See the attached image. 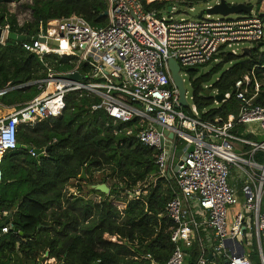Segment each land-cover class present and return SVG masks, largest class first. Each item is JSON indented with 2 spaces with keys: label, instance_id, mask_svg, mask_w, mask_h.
Here are the masks:
<instances>
[{
  "label": "built area",
  "instance_id": "built-area-1",
  "mask_svg": "<svg viewBox=\"0 0 264 264\" xmlns=\"http://www.w3.org/2000/svg\"><path fill=\"white\" fill-rule=\"evenodd\" d=\"M105 1V26L92 27L82 16L72 14L48 20L35 39L23 41L24 49L37 53L46 71L33 83L9 84L0 90L29 84H36L38 90L22 104L9 108L0 104L5 108L0 113V182L3 156L17 147L20 125L34 126L61 115L69 92L95 96L99 102L91 108H102L114 122L138 120L141 129L136 138L158 151L157 172L174 189L165 205L173 244L165 264H264V161L255 158V151L264 152V141L243 136L256 135L251 126L264 133V107L253 104L260 85L244 75L235 82L240 102L237 115L203 121L194 104L190 113L177 107L178 90L167 64L173 58L181 71L218 62L221 52L240 54V44L264 39V20L259 15L264 8L236 18L175 20L170 15L158 19L159 11H145L139 0ZM150 21L162 28L160 33L152 31ZM0 27V44H4L9 26ZM49 55L68 57L72 67L55 69L45 61ZM229 98L230 93H225L222 101ZM190 145L192 150L178 163L176 152ZM139 192L135 190L136 195ZM8 231V225L0 226V238ZM107 239L116 241L113 236ZM245 243L254 245L256 262L251 259L253 253L245 252ZM146 258L149 264H158L150 254Z\"/></svg>",
  "mask_w": 264,
  "mask_h": 264
},
{
  "label": "trees",
  "instance_id": "trees-1",
  "mask_svg": "<svg viewBox=\"0 0 264 264\" xmlns=\"http://www.w3.org/2000/svg\"><path fill=\"white\" fill-rule=\"evenodd\" d=\"M16 1L0 0V25L7 24L10 33L17 35L33 37L48 20L72 14L82 16L92 27L108 22L101 16L108 7L105 0H25L18 3L17 11H28L30 18L20 24L8 7ZM174 1L139 0L145 11L167 10ZM262 12L259 15L264 20ZM253 43L243 56L219 53V62L204 75L194 77L196 67L188 72L192 104L201 120L213 122L237 115L240 102L235 97V82L244 75H250L253 84L259 83L253 104L264 107V39ZM22 44L9 37L0 44V90L11 82L16 86L45 76L37 53L25 50ZM45 61L60 71L72 67L68 57L49 55ZM213 92L230 93V98L216 103ZM37 94L36 84L13 88L0 92V104H22ZM64 100L65 108L58 117L45 118L34 126L20 125L16 139L21 147L3 156L0 223L9 219V231L0 238V264H38L45 253L57 264H149L147 254L165 264L173 249L172 222L165 216V205L174 189L157 172L158 151L136 138L141 129L137 119L114 122L102 108L93 110L97 97L73 91ZM180 109L190 113L189 107ZM126 129L131 132L127 134ZM243 136L264 141L252 134ZM26 146L49 149L44 158L37 159ZM255 158L262 163L264 152L255 151ZM94 171L102 172L97 184L109 187L104 195L88 185L87 193L98 194V200L87 198L80 183L89 181ZM71 180L78 181V195L64 191ZM111 236L116 241L107 239ZM190 251L195 254L196 250ZM253 257L257 259V255Z\"/></svg>",
  "mask_w": 264,
  "mask_h": 264
},
{
  "label": "rangeland",
  "instance_id": "rangeland-1",
  "mask_svg": "<svg viewBox=\"0 0 264 264\" xmlns=\"http://www.w3.org/2000/svg\"><path fill=\"white\" fill-rule=\"evenodd\" d=\"M25 0H19L16 2H11L8 7H9V11L10 12H15L17 14V20L20 24H22V22H24L25 20L30 18L29 12L28 11H17V5L19 2H23ZM182 1L185 0H175L174 2H172V11L168 12L167 10H160L159 14L157 16L158 19H162V18H166L168 15H170L172 17V19L175 20H180V19H186V20H192V19H197V16L199 14L200 11H204V13L202 14L201 18H209V19H215V18H219L222 17L219 14H214V15H208L205 12V9L213 6L216 3H219L220 0H206L203 2H195L192 3L191 5H187L185 3H183ZM226 4L228 5H232V4H236V3H243L246 5H252V10L251 13H255L257 11H262L264 8V0L261 1V3L257 4L256 0H224ZM242 14H230L228 16H226L227 18H236L241 16ZM208 16V17H207ZM167 19V18H166ZM137 36L140 39H143L144 41H146V39L144 38V36L142 35V33L138 30L137 31ZM255 45V43L252 42H244L242 44H240L239 48L240 51L242 52V50L244 48H253ZM240 52V53H241ZM219 62V61H218ZM218 62H209L205 65H201L196 67V72L194 73V77L197 76H201L206 74L216 63ZM180 75L183 79V84H184V88L186 90V100L188 102V107H190V105L193 103L192 100V88H191V84H190V75L188 74L187 69H182L180 71ZM213 79V77H212ZM211 79V80H212ZM215 93H211V95H214ZM11 107V106H10ZM9 108V107H8ZM3 107L0 108V113L4 112ZM7 109V108H6ZM251 128L254 130V132L256 133V139L258 140H264V133L260 132L259 130H257L255 127L251 126ZM237 146H239V144H237ZM233 175V174H232ZM102 176V172L100 171H94L92 174V177H90L89 181H80V183H82V190H83V194L86 195L87 198H90L92 200H98V194H88V185L92 184V185H96ZM78 183V181L76 180H71L69 182L68 185L65 186L64 191L66 192L67 195L69 194H74V195H78L79 191H77L76 188V184ZM236 185L238 186L237 188H239V184L236 183ZM239 195L241 196V193L239 192ZM239 196V197H240ZM117 203V202H115ZM119 208L124 207L123 204H116ZM254 234H252V238H253ZM254 248V245H247L245 243V252H249V253H253L254 255H256L254 253V251H252ZM263 249H264V245H263ZM42 257V261H40V264H57L56 260L54 258H50L46 255V253L44 255L41 256ZM251 259L256 262V259L252 256Z\"/></svg>",
  "mask_w": 264,
  "mask_h": 264
},
{
  "label": "water",
  "instance_id": "water-1",
  "mask_svg": "<svg viewBox=\"0 0 264 264\" xmlns=\"http://www.w3.org/2000/svg\"><path fill=\"white\" fill-rule=\"evenodd\" d=\"M261 1L263 0H256V3L259 4L261 3ZM252 5H246V4H243V3H236V4H232V5H228L225 3L224 0H220L219 3H216L214 4L213 6H210L208 8L205 9V12L208 14V15H214V14H219L221 16H228L230 14H249L251 13V10H252ZM167 11L170 12L171 11V6H169L167 8ZM204 13V11H200L197 18H201L202 14ZM102 17H107L108 16V10L106 9L102 14H101ZM169 16V15H168ZM1 33H2V28L0 27V37H1ZM8 37L9 38H12L14 40H18V41H27V40H30V39H35V37H29V36H24V35H17L15 33H9L8 34ZM258 45L260 43H257ZM248 50V47L247 48H244L242 50V52L240 53L241 56L245 55V53L247 52ZM168 69H169V72H170V77H171V80L172 82L174 83L175 87L177 88L178 90V105L177 107L178 108H187L188 107V102L185 98V88H184V84H183V79L180 75V66L179 64L177 63V61L175 59H169L168 62ZM193 68H189L187 69V71H192ZM74 78L76 79H81V76L79 74H75L73 76ZM11 85H13V82L10 83ZM208 92V91H206ZM215 97V102L216 103H220L222 100H223V94L222 93H216L214 95ZM158 129H160V127H158ZM169 138H172L173 137V133L172 132H169L167 130H164L163 131ZM17 147H21L19 144H17ZM27 151L29 152H32L36 157L37 159H42L46 156V153L48 152V149L49 147L47 148H43V149H35V148H32L31 146H26L24 147ZM192 150V146H188L187 149H184V150H179L176 152V157L179 158V161L178 163H181V161L186 157L187 153L190 152ZM178 168V166H174L173 167V170L176 171ZM97 191L103 193L104 195H108L109 193V187L107 184L105 183H99V184H96L93 186ZM9 219H6L4 222H1L0 223V226H3L4 224H6L8 222ZM14 231L16 232L17 230L14 229ZM20 234V232H19ZM236 240L238 242H241L242 238L241 236H238L236 238ZM243 251V249H242ZM47 255V253H46ZM40 261H42V257L39 258V263L40 264ZM61 264V263H60Z\"/></svg>",
  "mask_w": 264,
  "mask_h": 264
},
{
  "label": "bare ground",
  "instance_id": "bare-ground-1",
  "mask_svg": "<svg viewBox=\"0 0 264 264\" xmlns=\"http://www.w3.org/2000/svg\"><path fill=\"white\" fill-rule=\"evenodd\" d=\"M150 28L154 33H160L162 29L156 22L153 21H150Z\"/></svg>",
  "mask_w": 264,
  "mask_h": 264
},
{
  "label": "crops",
  "instance_id": "crops-1",
  "mask_svg": "<svg viewBox=\"0 0 264 264\" xmlns=\"http://www.w3.org/2000/svg\"><path fill=\"white\" fill-rule=\"evenodd\" d=\"M99 197V196H98ZM118 204H120V203H118ZM124 206V205H123ZM17 246H18V244H17Z\"/></svg>",
  "mask_w": 264,
  "mask_h": 264
}]
</instances>
